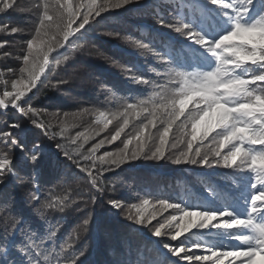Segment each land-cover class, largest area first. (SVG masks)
<instances>
[{
    "label": "snow or ice",
    "instance_id": "1",
    "mask_svg": "<svg viewBox=\"0 0 264 264\" xmlns=\"http://www.w3.org/2000/svg\"><path fill=\"white\" fill-rule=\"evenodd\" d=\"M143 2L34 0L36 19L30 28L0 24V34L28 36L22 41L21 54L0 53L19 62L17 67L0 69V77L6 73L10 78L0 80L4 85L0 90V117L15 110L54 143L57 158L62 155L75 166L74 172L86 175L90 191L95 194L88 196L85 207H94L99 196L116 190L115 183L110 188L104 183L105 173L125 171L123 165L132 161H165L177 166L227 170L210 175L231 179L234 187L224 184V195L220 196L217 188L209 185V196L202 203L152 197L126 204L109 195L107 205L139 226L137 232L149 229L151 236L158 238L149 243L175 258L170 261L165 256L160 264H264V0H190L188 4L181 0V7L191 8L195 18L179 14L175 8H169L167 16L159 7L154 9L159 27L183 39L158 33L161 39L170 41L167 54L148 43L137 42L138 49L152 53L163 63L162 70L153 69L163 83L139 74L130 65H120L130 82L159 90L148 98L125 102L113 112L101 110L95 116L94 124L102 125V130L118 122L110 138H105L114 143L125 135L122 147L115 151L97 156L105 143L101 139L85 152L83 144L77 143L82 137L87 140L84 132L66 137L67 121L60 119V113L53 114L61 126L57 132L47 120L49 110L31 105L40 87L51 83L49 76L69 61L67 50L86 37L93 22H98L97 17ZM18 6L17 0H0V13L14 11ZM10 43L0 41V49ZM113 63L118 62L113 59ZM67 83L64 79L56 81V85ZM63 115L66 118L68 114ZM134 119L140 123L132 125ZM0 123V186L6 188L13 183L20 187L27 193V204L40 217L48 210L63 212L70 207L67 195H41L42 183L46 182L44 162L52 145L33 140L29 148L21 139L26 129L20 122L3 119ZM130 125L133 131L126 133ZM100 130H96L97 135ZM69 143L76 147L69 148ZM15 150L21 154V169L31 163L29 172L22 174L18 170L13 159ZM61 178L67 181L70 175L57 169V179ZM2 193L0 189V264H41L42 255L48 261L52 253L44 255L42 248L45 239L51 241L57 236L59 228L49 231L46 238L37 239L38 234L23 212H12L9 199ZM78 199L83 201L84 197ZM92 223L93 217L88 216L82 221L81 231L87 234ZM65 251L66 248L53 249L57 257ZM84 256L81 249L70 258L58 259L56 264H84ZM116 264L135 262L128 259Z\"/></svg>",
    "mask_w": 264,
    "mask_h": 264
},
{
    "label": "trees",
    "instance_id": "2",
    "mask_svg": "<svg viewBox=\"0 0 264 264\" xmlns=\"http://www.w3.org/2000/svg\"><path fill=\"white\" fill-rule=\"evenodd\" d=\"M17 2L19 6L16 10L0 13V24L30 28L36 19L35 9L32 8L34 0H17ZM183 2L188 4L190 0H183ZM157 7L164 11L165 16L169 8L178 9L179 14L193 18L196 15L191 8L181 7V0H144L142 4H131L122 9L102 13L101 17L96 18L98 22H93L86 37L75 41L73 48L67 50L66 54L70 59L49 76L51 83L44 84L33 96L31 105L49 110L47 120L51 121L55 131L59 132L61 126L53 114L60 113V119L67 121L64 125L66 137H75L79 132L86 134L87 140L82 137L77 141L78 144H83L85 152L101 139L110 138V134L118 123L114 121L108 129L102 130V125L94 124L95 116L99 111L113 112L125 102L148 98L154 90H159L130 82L126 79V70L120 65H130L138 70L139 74L160 83L164 82L153 72V69L162 70L163 63L158 62L152 53L136 47L137 42H145L152 48L167 54L170 51L168 47L170 41L161 39L158 33L183 39L178 34L159 27L154 13ZM115 33L120 35H112ZM27 38V34H0V41L11 42L4 49H0V53L8 51L13 53V56L21 54L20 49L24 47L22 41ZM80 45L82 47H78ZM172 54L175 55V51ZM113 59L118 63H113ZM18 64L19 62L13 58L0 55V69L17 67ZM3 79L10 78L5 73L3 77H0V80ZM60 79L68 80L69 83L56 85V81ZM3 87L4 85L0 83V90ZM191 108L190 105L189 110ZM85 109L88 111L85 112ZM64 113L68 114L66 118ZM3 119H8L9 123L22 124V127L26 129V135L21 134V139L28 143L29 148L33 140L52 145L44 162L43 180L46 182L42 183L41 195L48 198H54L57 195L69 197L70 207L65 208L63 212L51 209L40 217L27 204V193L20 187L14 186L13 183H9L6 188L0 186V189H3L2 195L9 199L10 210L14 213L23 212L28 224L38 234L37 239L46 238L49 231L59 228L53 240L45 239L42 251L44 255L49 253L52 255L49 256L48 261L44 260L43 255L39 257L41 264H56L58 259L70 258L74 252L81 249L85 251V256L81 259L84 264H116L117 261L128 259L135 264H160L165 256H168L170 261H174L175 258L170 257L166 250L159 248L155 243H149L150 240L158 239L151 236L149 229H141L137 232L136 229L139 226L133 225L123 215L110 209L107 205L108 196L118 198L126 204L138 203L141 198L152 197L197 204L204 202L209 196L207 191L209 185L216 187L220 196L224 195L221 191L224 184L234 187L231 179L225 180L210 175L213 172L227 170H206L195 166H177L165 161L138 160L123 165L125 171L105 173L104 183L109 188L115 183L116 190L99 196L94 207L91 204L85 207L88 196L95 194L90 191L86 175L78 171L74 172L75 166L65 160L62 155L57 158V155H54L57 153L54 143L48 141L40 130L35 129L29 121L20 117L15 110H9L7 117H0V121ZM183 119L181 117V120ZM139 123L140 121L135 119L131 122L132 125ZM177 123L179 124V121ZM2 127L3 124L0 123V128ZM97 129H101L99 135L96 134ZM132 131L133 127L130 125L126 133ZM124 138L125 135L122 134L121 140L114 143H108L105 139L104 146L97 151L96 155H103L122 147L121 141ZM68 146L76 147L70 143ZM13 159L14 163L21 161L19 150L14 151ZM31 168L30 162H27L22 169L18 163V170L22 174L29 172ZM57 169L61 173L69 174L70 179L58 180ZM80 196L84 197L83 201L78 199ZM72 200H76L77 203L72 204ZM167 215L168 212H165L164 216ZM88 216L93 217V223L87 234H84L81 231L82 221ZM159 218L163 219V217ZM228 243L236 244L233 241ZM68 244H72L73 247L67 248ZM61 248H66L67 251L63 252L62 257H57L53 249L60 251Z\"/></svg>",
    "mask_w": 264,
    "mask_h": 264
},
{
    "label": "rangeland",
    "instance_id": "3",
    "mask_svg": "<svg viewBox=\"0 0 264 264\" xmlns=\"http://www.w3.org/2000/svg\"><path fill=\"white\" fill-rule=\"evenodd\" d=\"M63 50V49H62ZM62 50H60V51H62ZM121 50H123V51H125V52H129V51H126V50H124V49H121ZM31 95V94H30ZM236 243H238V242H236ZM77 252H74L72 255H71V257L72 256H74L75 254H76ZM84 257H81V259H83ZM237 264H239V262H237Z\"/></svg>",
    "mask_w": 264,
    "mask_h": 264
},
{
    "label": "water",
    "instance_id": "4",
    "mask_svg": "<svg viewBox=\"0 0 264 264\" xmlns=\"http://www.w3.org/2000/svg\"><path fill=\"white\" fill-rule=\"evenodd\" d=\"M33 91H35V90H33Z\"/></svg>",
    "mask_w": 264,
    "mask_h": 264
}]
</instances>
